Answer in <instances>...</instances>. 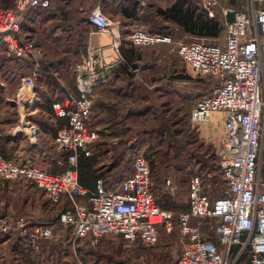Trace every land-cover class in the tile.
<instances>
[{
    "label": "built area",
    "instance_id": "1",
    "mask_svg": "<svg viewBox=\"0 0 264 264\" xmlns=\"http://www.w3.org/2000/svg\"><path fill=\"white\" fill-rule=\"evenodd\" d=\"M101 1V0H100ZM249 9L228 7L225 16L226 47L195 38L180 40L176 49L188 68L200 77L219 79L211 95L200 99L191 112V121L199 129L215 114L225 116V136L218 148L221 173L226 180L222 197L213 199L205 191L202 177L191 176L189 210L180 212L183 251L177 264H238L248 257V264H264V0H247ZM51 0H17L14 10L0 9V41L11 57L31 60L35 68L22 79L16 104L23 109L35 108L40 99L37 87L40 61L44 49L21 37L24 15L50 6ZM209 18L216 17L220 0H202ZM90 23L98 34L112 38V48L118 61H123L122 25L114 21L99 4L91 13ZM130 40L139 47L171 44L173 37L150 34L143 28L133 30ZM104 48L87 45L81 63L73 67L78 97H68L63 103H53L57 118H64L55 138L59 151L69 152L68 168L61 173L41 170L33 163L19 164L0 155V180L31 181L43 189L53 201L63 195L86 197L88 205H76L75 211L60 214L57 223L72 227L73 239L92 237L97 244L105 235L123 237L127 246L141 242L153 247L160 239V226L170 232L175 213L160 208L153 193L151 167L143 154L134 156V171L113 189H107L103 179L96 181L93 190L83 186L79 178V159L90 157L91 147L100 140L106 129H91L96 87L113 77L115 63L104 64L100 52ZM24 125V126H23ZM16 132L29 131L30 141L39 142L40 128L24 122ZM172 193L171 181H167ZM211 188V187H209ZM218 219L214 231L222 249L202 235L204 219ZM56 223L29 220L22 216L12 219L0 214V234L3 239L18 235L23 251L38 253L39 242L54 236ZM1 257V251H0Z\"/></svg>",
    "mask_w": 264,
    "mask_h": 264
},
{
    "label": "trees",
    "instance_id": "2",
    "mask_svg": "<svg viewBox=\"0 0 264 264\" xmlns=\"http://www.w3.org/2000/svg\"><path fill=\"white\" fill-rule=\"evenodd\" d=\"M195 4L196 0H190ZM198 1L199 5H194L193 7L188 6L185 7V3H188V0H180L177 3H175L170 9H167L164 11L163 9H160L159 13H167L169 17L172 19V21L177 25L173 26L175 29L176 27H180L179 29L182 33L185 34V36H192L199 38L201 40H205L206 42H212V41H218L224 36L225 31V25L224 23L217 18V15L215 18H209L206 12L203 10L202 1L200 6V1ZM235 4L232 7H235L239 10H242L246 8L248 5L247 0H232ZM7 0H3V5L0 6V9L3 10H14L9 9L6 6ZM75 2H79V5H74ZM100 0H51V4L48 8L39 10L37 12H34L33 10H28L23 13L24 15V23H23V29L21 33V37H25L26 39L30 41H34L36 44L40 45L43 49L44 47L40 42L37 40L35 41L34 38V32L32 30L33 23L39 18L41 15L44 17L41 20V23L43 26L41 31L36 30V32H40V40H43V43L45 44L47 50L45 51L44 58L40 61V75H39V83L37 87V94L40 99V102L36 107L39 105H43L45 101H50V98H55L56 95L61 96V100L68 98V97H78V91L76 86V80L75 76L73 74V67L82 61V55H83V49L89 44V38L92 33L96 32L95 28L90 23V16L92 11L100 4ZM107 1L104 2V6H107ZM190 3V2H189ZM132 3L130 4L129 9L131 10ZM83 6H85L83 8ZM103 6V7H104ZM199 6V7H198ZM86 7H92L88 9V12L86 10ZM103 9V8H102ZM129 9H123L122 13L124 15H127L128 17H132V12H128ZM84 14V15H82ZM83 16V17H80ZM50 18V19H49ZM111 18V17H110ZM114 18V17H112ZM49 20V21H48ZM114 20V19H113ZM50 23L46 26V23ZM79 22H84L86 24L85 29L81 30L79 27ZM76 25V26H75ZM75 26L74 30V36L76 38L75 41H70L68 39L71 35H68L67 37H63L62 34L65 32H71L73 30V27ZM77 31V32H76ZM150 34H155L156 32L151 30H146ZM133 30L131 31H124V42L122 45V53L124 56V60L119 62L113 72L114 76L113 78L108 81L105 85L96 87L94 89L93 93V109H92V116L95 117L99 115L100 113L106 112V115L110 119H117L122 118L123 119L128 117L129 115H135V116H144L148 114V108L145 105H140L139 103H136V96H128V95H122L119 100L121 101V105H116V103L111 104V106H105L103 99L101 96H99V93L102 89L110 90L109 88L116 87L117 83V77H129L133 78V74L141 70V68L146 64H148L147 61L143 60V57H145L146 60L152 58L154 56V53L150 50V48L155 47L154 46H146V47H139L132 44L130 40V36L132 34ZM163 33L164 32H160ZM172 35L173 42L169 45H171L172 49L174 47V56L177 54V49L175 48L176 42L178 39H180V36L178 35V32L176 31H170L168 33ZM159 45V44H158ZM179 54V53H178ZM181 58V56L179 55ZM10 61L15 62L16 64H22L20 66V69H24L23 67L29 69L30 74L32 70L35 68V63L31 60H25V61H19L14 59L13 57L10 59ZM173 65L171 67L172 74L174 72H177L179 75H172V78H181V72L185 73L181 67L186 64L181 58V62H177L176 59H173ZM26 75V74H25ZM116 75V76H115ZM71 77H73L74 83L71 82ZM200 77V76H198ZM210 79L212 80L211 85H216L217 87L219 83L218 78H214L212 76ZM182 78L191 79L190 75H182ZM43 80V81H42ZM41 81L46 83L48 91L42 92V86ZM132 82V79L129 80V82ZM129 82L127 80H122L119 85L120 86H129ZM143 85V82H141V85ZM144 86L141 87L143 89ZM105 91V90H104ZM54 93H56L54 95ZM60 99L55 101H59ZM118 100V99H117ZM54 101V100H53ZM132 101L135 103H132ZM109 104V103H108ZM35 107V108H36ZM124 113V114H123ZM0 118H3V114H1L0 109ZM57 120V117L54 116L52 120ZM60 123L61 119H58ZM119 121V120H118ZM58 122V121H56ZM147 122V123H146ZM148 121H141L138 125V127L130 129L129 127H116V129L108 128L110 130V133H108V137H119L120 143L131 141L133 138L136 140L135 145V155L136 154H143L147 160L150 163L151 167V178L153 181V193L156 199V202L158 206L164 210H169L175 213V225L177 227L178 231V238L179 242L181 241V234H180V228L177 224L178 222V215L180 212L187 211L189 209V187H185V195L182 198H179V194L182 191V179L179 174H184V170L186 172V169H188L192 162L189 161L190 158L187 157L185 160L182 157L183 150H186V148H183L186 143L183 140H178V143L182 144V150L181 148L176 151V148L174 147V144L172 143L173 139L168 140V146H166L167 151H163L164 153L159 157L158 153L155 151V145L152 141V137L156 138L157 130H166V122L164 120L161 122L160 126L157 127H151L150 125L147 126ZM5 122L0 121V139L4 138L5 133L7 132L9 127L2 126ZM64 125L66 121L63 122ZM62 126V124L59 125ZM90 127V125H89ZM144 127L143 129L139 130L137 128ZM58 128V129H59ZM114 131V133H113ZM101 135H105L104 132H101ZM120 135H123L120 139ZM172 138H174L173 135H171ZM159 142L162 139H159ZM39 144V142L37 143ZM36 144V145H37ZM172 145V146H171ZM178 145V144H177ZM57 149L56 145H54ZM119 145H117L118 147ZM174 147V148H173ZM139 148V149H137ZM58 150V149H57ZM59 151V150H58ZM61 152V158L63 160V170H66L68 168V156L69 152ZM161 153L162 151H158ZM155 153V154H152ZM0 155L3 159H8L9 155H7V151L4 149L3 145L0 144ZM15 157V156H14ZM84 156H81L79 159V173L81 176V165L83 163ZM92 157V156H90ZM16 158V157H15ZM10 159V158H9ZM220 164V159H219ZM217 165L216 171L212 170L209 172L208 169H203L200 167L199 171H194V174H199L202 177L203 184L205 186V191L210 196H216L218 197L220 194L224 195L226 186L224 185L222 192L218 191L217 188L213 189L212 181L213 176L212 172L217 173L218 169L220 170V165ZM203 167H209L207 164L204 163ZM190 170V168H189ZM201 170V172H200ZM61 171V172H62ZM204 172V173H202ZM172 173V174H170ZM191 173V172H190ZM183 177V176H182ZM81 180V177H80ZM170 180L172 186L178 187L177 191L175 193H172L171 187L168 186L167 181ZM17 181V180H15ZM15 181H5L0 180V197L1 199L5 198L6 194V187H2L3 185L7 183H14ZM23 181V180H22ZM82 181V180H81ZM31 186H37L31 181H26ZM38 187V186H37ZM211 187V188H207ZM216 187V186H215ZM30 189L31 187H27ZM32 189V188H31ZM213 189V190H212ZM162 191L163 194H160L159 191ZM166 191V192H164ZM168 192V193H167ZM36 193V192H32ZM178 194L177 201L171 200L175 195ZM39 205L40 208H37L35 205H37V201L32 204L31 209H27L28 213L25 215H22L26 217L29 220H34L35 217L32 216L33 213L36 212L37 209L41 210L43 208L42 215H38L35 213L36 217H39L43 219V221L46 222H54L56 223V228L54 232V236L51 238H44L39 242V251L35 254H30L29 252H26V256L33 260H38L37 264H108V254H110V248L115 244L116 246V255H121L123 252H130L135 250L139 245H142L141 242H137L131 247H128L126 240L117 235H105L99 239L97 244L93 245L91 243L92 237H86V238H78L73 239L72 235V227L70 226H64L63 224L57 223V220L59 219V216L63 212L72 211L73 210V203L70 201L68 197H61L58 201L51 200L48 195L45 193V191L41 188H39ZM67 195V194H66ZM222 195V196H223ZM167 196L169 198H167ZM174 199V198H173ZM3 201H0V203ZM78 203H82L83 205H86L85 203L88 202V199L86 197H80L77 199ZM5 205H0V214L2 216H8L10 218H17L18 215H13L14 211H10L7 205V202L5 201ZM88 205V204H87ZM19 215V217H22ZM18 217V218H19ZM218 219L215 218H208L204 219L202 222V235L205 237V239H208L210 241L215 242L220 248L221 244L219 242L218 237L215 234L214 228L216 224L218 223ZM164 229L167 231L165 226L160 227V232ZM171 233V231L169 232ZM2 240H8L1 238ZM10 239H15L20 244V238L18 235L13 236ZM117 241V244L115 243ZM160 242V239H159ZM158 242V244H159ZM182 247L184 246L183 242L181 241ZM120 246V247H119ZM134 246V247H133ZM144 249V248H143ZM146 249H150L149 247ZM2 251V249L0 248ZM23 251V250H22ZM162 255H160V263L166 264V260L168 258V251L164 248L161 249ZM183 251V248H182ZM3 251L2 255L0 257V262L3 259ZM33 255H36L35 258H33ZM245 257H243L238 264H246L244 263ZM32 262V261H31ZM178 262V259H177ZM246 262V261H245ZM177 264V263H176Z\"/></svg>",
    "mask_w": 264,
    "mask_h": 264
},
{
    "label": "crops",
    "instance_id": "3",
    "mask_svg": "<svg viewBox=\"0 0 264 264\" xmlns=\"http://www.w3.org/2000/svg\"><path fill=\"white\" fill-rule=\"evenodd\" d=\"M2 1L3 0H0V3H2ZM16 1L17 0H7L6 2L7 8L9 9L15 8ZM105 1L108 2L107 6H104ZM178 1L180 0H101L100 5L111 18L114 17L112 18L114 19V21L122 25L123 33L124 31H131L137 28H143L145 30H151L159 34H163L160 32H164V35H169L165 33H168L170 31L180 32L179 29L181 28L176 27L174 29L173 26H177V25L172 21L169 15L167 13L161 14L158 11L160 9L166 11L167 9H170ZM199 1L201 6L202 0ZM131 3H132L131 5L132 9L130 10L129 7ZM247 3L248 5L244 9H247L249 7V1ZM189 4L192 7L194 6V3L188 0V3H185V7L188 6ZM234 4L235 3L232 0H220V4L216 11L217 18L220 19L225 25L224 36L221 39H219V44L223 48L226 47V35H227L226 22L233 18L232 16H225L224 10L228 7H232ZM261 7L264 8V4ZM123 9H129L128 12H132V17H128L127 15H124L122 13ZM102 35L103 34H98L96 32L92 33V35H90L88 45L104 48L100 52V55L104 56L103 59L104 64H111L117 62L118 55H116V53L112 48H109L112 42V38L110 37V43H108L109 41L107 43H102ZM188 37L189 38L191 37V39L196 38L192 36H188ZM180 39H178L177 42L180 41ZM150 50L154 53V56L148 60H146L145 57H143V60L147 61L148 64L147 65L145 64L141 68V70L136 71L133 74V78L124 77V76L117 77L116 87L109 88L110 90L102 89L99 93V96H101L104 101L103 103L106 104L105 106L107 105L111 106V104L114 103H116V105L118 106L121 105V101L119 100V98H121L122 95L136 96V101H137L136 103L146 104L149 112L147 115L144 116L129 115L125 119H123V116L121 115L122 118L120 119L117 118L116 120L108 118L106 112L100 113L99 115L93 117L92 121L89 124L90 128L98 129V130L106 129V131H103L105 135L103 136L101 135L100 140L97 141L91 147L92 157H86V156L83 157L84 160L81 165V176L79 173V178L81 177L82 180V181L80 180L81 184L90 190H93L95 188L96 181L98 179L104 180L105 186L108 190L113 189L115 186L120 184L126 178L131 176L134 171L133 163L129 171L125 170L124 167H122V160L126 156V153L135 152V145L137 139L135 141H133L132 139L131 141L129 140L127 142L120 143L121 140L119 141L118 136L108 137L107 134L110 133V130H108V128L112 127L113 129H116V127L118 128L129 127L130 129H132L138 127L139 123L141 121H144L145 118L150 114V112L153 111L154 107H149L151 105V102H154L156 98H162L167 95H173L174 92H176L175 93L176 95H183L184 89L187 90L194 81V77L196 75L193 72L191 73L190 72L191 70L188 67L187 69H189V71H185V73L181 72V78L178 79L172 78V75H179L180 73L178 74L177 72H174L172 75H169L165 72L167 68L171 70L170 66H172L174 63L173 59H176V61L179 63L181 62V58L179 57L178 52L174 56V47L172 49L171 45L164 43V44L156 45L155 47L150 48ZM107 51H111V52L108 53ZM123 60H124V56H123ZM118 63L119 61L117 62V64ZM183 74L190 75L191 79L182 78ZM124 79L127 80L128 82L130 79H132V82L131 81L129 82L128 87L119 85V83ZM141 82H143L142 85L144 86L143 89H141L142 86H140ZM211 86L209 88H211L212 92L210 91L209 94L207 93L205 95L202 94L201 97L198 96L199 97L197 98L198 100L196 99L193 103L191 112L192 109L195 107L196 103L200 99H202L205 96L211 95L213 93L216 85L214 84ZM55 94L56 93H54V95ZM61 98H62L61 96L56 95L54 99L50 98V101H45L43 105H39L38 107L32 109H23L21 107H18L17 105H15L14 98H10L7 100L3 110V114L5 115H3V118H0V121L5 122L2 126L9 127L4 135V138L0 139V144L3 145L4 149L7 151V155H9L10 158V159L6 158V160L15 161L20 165L29 162V163H33L41 170H45L51 173H61V171L63 170L62 168L63 160L60 157L61 152L58 151L54 145H55V138L57 135L59 125L60 124L64 125L63 122L66 120L64 118H57V120L56 119L52 120L54 116L53 103L56 102L55 99L56 100L60 99L59 102L63 103L66 98L63 100H61ZM132 103L134 102L132 101ZM15 109L17 110V113H12L13 115L12 117L13 119H12L9 115V112H13V110ZM191 112H190V118H191ZM17 114L19 116V119L14 122ZM36 115L37 118L39 116L45 117L46 121L45 122L39 121L37 118H35ZM58 119H61L62 123H60ZM224 119H225L224 114H215L209 121L203 124L204 126L202 125L200 127L201 129L203 128L204 133L206 134V138L212 140L218 139V141L221 143V141L224 139L225 136ZM33 120L35 124H37L40 128L39 144L37 145L33 144L30 141L29 131L27 129L23 130L21 133L16 132V128L18 127L17 126L18 124L23 125L25 121L29 123H33ZM135 121L138 123H135ZM121 137H123V135H120V139ZM117 145L119 146L117 147ZM132 162H134V158ZM220 176H222V173L220 174ZM222 178L224 180V185L226 186V180L224 179L223 176ZM190 179L188 182V187H189ZM211 186H213V189L216 188L215 187L216 183L214 179L212 181ZM2 187H6V188L8 187V188L6 189L5 198L1 199L2 196L0 197V201H3L0 203V205H5L6 204L5 201H6L9 210L11 212L14 211L13 212L14 216L15 215H18V217L19 215L22 216L24 215L25 210L27 211V209L29 210L32 207V205L30 206L28 201H26V198H24L22 195L19 196L18 200H15L14 197L18 195L17 191L15 190V187H21L22 190H25L27 195L29 194V192H36L35 200H37L36 202L37 205L35 206L37 208L41 207L39 205V195H38L39 187L31 186L29 185V183L26 184V181H22V180H17L14 183H7ZM27 187H31L32 189L31 188L28 189ZM222 195L220 194L218 197L216 196L213 197L210 196V197L213 199H217L222 197ZM65 197H68L70 201L73 203L72 211H75L76 205H83L82 203L77 202L78 199L77 197L72 198L69 195H65ZM85 204L87 205L88 202ZM35 213L41 216L43 213V208L41 210L37 209ZM37 218L41 219L39 217ZM34 220H36V218ZM0 248L4 253L3 259L0 262V264H37L38 262V260H33L28 256H26L25 254L26 252L22 251L23 249L21 243L19 244L15 239H8L5 241L0 239ZM222 248L223 247L221 246V249ZM2 251H1V255H2ZM181 255L182 252L178 257V260L180 259ZM35 256L36 255H33V258H35Z\"/></svg>",
    "mask_w": 264,
    "mask_h": 264
},
{
    "label": "rangeland",
    "instance_id": "4",
    "mask_svg": "<svg viewBox=\"0 0 264 264\" xmlns=\"http://www.w3.org/2000/svg\"><path fill=\"white\" fill-rule=\"evenodd\" d=\"M79 4H80L79 2L74 3V5H79ZM0 5L2 6V3H0ZM194 5L196 6L199 5L197 0ZM84 7L85 6H83V8ZM89 8H92V7H86L87 12ZM43 17L44 15L43 16L41 15L39 18H37V20L32 25V30L34 32L35 41L37 40L38 42H40L46 51L47 48L45 44L43 43V40L42 41L40 40V37H41L39 34L40 32L39 33L36 32V30L41 31V29L45 27L41 23V20ZM80 17H83V16H80ZM79 23H80L79 27L81 28V30L85 29L86 24L84 22H79ZM49 24H50L49 22L46 23V26ZM75 26L73 27V30L71 32H65L62 34L63 37H67L68 35H71L68 38L70 39L71 42L72 41L76 42V38L73 35L75 33L74 32ZM178 35L181 38L180 40H185V41L193 40L191 39V37L189 38L188 36H185V34L182 33L181 31L178 32ZM110 37L111 36L108 34H103L102 43H107L108 41H109L108 43H110ZM212 42L217 43L218 41H212ZM107 52L109 53L111 51H107ZM11 58L12 57L9 55L7 51V47L5 46L3 42L0 41V109H1L2 114H3V110H4V107L8 99L14 98L15 105H17L16 99H17L19 90L21 89L22 79L25 76V74L28 75L27 73H29L28 72L29 69L26 68V65L25 67H23L24 69H20V66L22 64H16L15 62L10 61ZM181 69H183L184 72L189 71V69H187L185 65L181 67ZM165 72L169 75H172V72L168 68L165 70ZM190 72L192 73V71ZM210 78L211 77L195 76L194 81L192 82V85H190L187 90L184 89L183 95H176L175 94L176 92H174L173 95H167L162 98H156L155 101L151 102V105L149 106V107H154L153 111L150 112V114L145 118V120H149L147 126L151 124L150 126L155 127L156 129L157 127L160 126L163 120L164 122H166L167 131H164L162 129L157 130L156 138L152 137V141L155 145V151L158 153L159 157L164 153L163 151L165 152L167 151L166 149V146H168L167 141L170 139L171 140L173 139L172 143L174 144L176 151H178V149L180 148L181 150L183 148H186V150H183L182 152L183 153L182 157L184 158V160L187 157H189L190 158L189 161L192 162V165L189 167L190 170L188 168L186 169V172L184 170L183 172L184 174H179L183 181L181 183L182 191L179 194L180 195L179 198H182L185 195V187H188L189 179L193 175L194 171H199L200 167L205 169V171L206 169H208L209 172L212 170L216 171V167L219 164V156H218L217 151H218V148L220 147V142L218 141V139L212 140V139L206 138V134L204 133L203 128L202 129L199 128L201 130L197 129V126H195L192 123L191 118H190V112H191V108L193 106L194 101L197 98L201 97L202 94L204 95L207 93L209 94V92L211 91V88H209L211 86V83L209 82H211L212 80ZM42 81H41V86L43 90L42 92H47L48 91L47 85L46 83H44L45 81L44 82ZM71 81H72L71 83L73 84L74 83L73 77H71ZM139 104L146 105L143 103H139ZM28 109H32V108H28ZM12 113H17V110L15 109L13 110V112H9V115L11 118L13 117ZM17 116L14 122L19 119V116L18 117ZM35 118H37V115L35 116ZM37 119L41 122L46 121L45 117L43 116H39ZM135 123H138V122L135 121ZM33 124H35L34 120H33ZM17 126H19V124ZM143 128L144 127H140L137 129L141 130ZM171 135H173L174 138H172ZM157 138L162 139V140L159 142ZM135 140L136 139L133 138V141ZM178 140H183L188 144L182 148L183 142L179 144ZM158 151H162V152L159 153ZM152 154H155V153H152ZM134 155H135V152L126 153V156L122 160V167H124L125 170L129 171L131 169ZM204 163L207 164L209 167H203ZM220 170L218 169L216 175L215 173L212 172V176L214 177L213 179L216 183L217 190L219 192L220 191L222 192L224 188L223 187L224 180L222 176H220L221 174ZM15 190L17 191V194H18L14 197L15 200H18L19 196L22 195L24 198H26V201H28L30 206L37 201L35 200L36 193L29 192V194L27 195L25 190H22L21 187H15ZM159 193L163 194L161 190L159 191ZM167 198L169 197L167 196ZM173 198L171 199L172 201L173 200L177 201L178 194L175 195ZM24 213L27 214L28 211L25 210ZM32 216L35 217V213H33ZM35 218L37 221H43V219H38L37 217ZM43 222H46V221H43ZM178 234L179 233L177 231V227L175 224H173L171 233L162 229V231L160 232L159 244L153 247H149L150 249H146L148 247L139 245L137 247H140V248H136L135 250L130 251V252H123L121 253V255H118V256L116 255V252L118 251L119 248L116 251V247H115L116 245L114 244L110 248L111 250L110 254L108 253L109 251L107 252L108 257H109L108 264H161L160 255L163 254L161 249H164V248L168 251V258L165 261L166 264H176L177 259L180 256L182 252V248H183L181 241L179 242ZM115 243L117 244V241H115ZM244 259L247 264L248 257H245Z\"/></svg>",
    "mask_w": 264,
    "mask_h": 264
}]
</instances>
